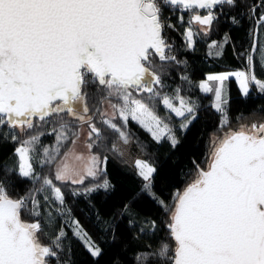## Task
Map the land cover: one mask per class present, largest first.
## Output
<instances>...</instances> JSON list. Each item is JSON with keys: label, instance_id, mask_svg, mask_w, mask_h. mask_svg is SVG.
Segmentation results:
<instances>
[{"label": "snow or ice", "instance_id": "obj_1", "mask_svg": "<svg viewBox=\"0 0 264 264\" xmlns=\"http://www.w3.org/2000/svg\"><path fill=\"white\" fill-rule=\"evenodd\" d=\"M241 2L0 0V140L18 143L14 154L19 176L33 184L13 198L7 188L15 179L11 175L15 168L0 167V264H66L67 256L63 261L60 256L67 236L63 224L93 257L102 255L72 218L61 185H83L90 178L102 182L85 192L109 191L107 157L101 159L99 150L122 157L132 141L130 120L157 142L167 140L172 147L179 143L173 127L157 114V105L165 107L168 119L172 113L180 117L184 131L196 120L198 105L179 96V89L175 96L161 92L162 73L170 63H179L167 35V28L173 27L167 23V10L189 13L185 38L191 47L193 22L207 32L219 19L218 8L235 9ZM257 7L248 9L251 16L257 15ZM179 19L184 22L183 16ZM257 23L264 25V8ZM255 51L253 46L246 57V71L210 74L199 84L214 96L213 107L222 117L220 134L211 140L207 168H197L172 206L152 190L156 168L135 160L144 181L142 193L168 213V238L161 239L154 251L137 254V264H148L149 258L155 264H264V122L249 124L238 118V126L232 127L224 94L230 77H235L244 98L253 87L264 94V80L255 74ZM93 86L95 92L90 93ZM97 93L102 97L99 103L107 107L93 112L89 100ZM96 114L114 138L97 127ZM46 134H55L51 147L41 142ZM31 161L49 174L37 173ZM41 200L47 208L55 206V215L42 211ZM151 228L154 233L155 221Z\"/></svg>", "mask_w": 264, "mask_h": 264}, {"label": "trees", "instance_id": "obj_2", "mask_svg": "<svg viewBox=\"0 0 264 264\" xmlns=\"http://www.w3.org/2000/svg\"><path fill=\"white\" fill-rule=\"evenodd\" d=\"M259 5L255 17L248 9ZM264 8V0H242L235 9L225 8L216 10L219 19L212 28L205 32L200 25L193 23L194 45L190 47L185 38L189 27L187 23L189 13L179 9H168L166 20L173 25L167 28L169 42L173 46V55L177 61L167 65L162 73L163 88L170 96L176 95L198 105L196 120L192 122L187 131L179 127L180 120L173 113L168 119V111L162 104L157 105V114L169 123L179 140L172 147L170 142L163 140L157 142L152 135L134 121H129L128 131L131 135V144L127 146L133 158L137 154L156 168L152 180V190L159 200L172 206L177 192L184 188L195 178L197 168H207L210 143L215 135L220 134L221 114L213 107L212 93L204 94L199 84L204 82L209 74L227 70H247L246 57L253 46L256 76L264 80V67L261 66V52L264 51V25L257 23V18ZM184 17L182 23L179 19ZM233 18L236 23H233ZM228 37L225 43L224 37ZM222 53L218 55L217 53ZM184 77L188 79L185 80ZM159 88V86H156ZM95 92L94 86L90 93ZM101 94L89 100V107L95 111L101 107L99 100ZM228 103L225 105L232 127H237L239 120L246 123L253 121L264 122V94L254 87L248 98H244L234 80L228 81ZM109 137L115 136L104 125L100 127ZM50 131V126L44 129ZM54 135H44L41 142L44 145L54 144ZM18 143L11 140H0V167L15 168L11 173L14 180L9 182L8 193L13 198L24 195L33 187L31 181L20 177L18 172V156L15 148ZM94 151H97L94 149ZM101 159L107 157L106 178L112 186L109 191L97 189L91 193L85 192L87 187L101 181L85 180L83 185H61L71 216L78 220L97 246L102 255L93 257L84 243L79 240L71 227L58 219L57 229L63 226L67 233L63 243L65 251L60 253L62 258L67 256L66 264H137L136 256L142 252L154 251L161 239L168 238V213L162 205L151 196L142 193L144 181L138 175L137 169L127 162L123 156H118L110 150H99ZM37 173L48 175L47 168H40L32 161ZM59 185V182H56ZM76 191L77 195H73ZM40 199V197H37ZM42 211H52L55 215V206L47 208L41 200ZM127 205L125 211L124 206ZM22 219L31 221L32 218L23 215ZM155 221L156 229L152 233L151 222ZM48 243L47 240L43 241ZM148 264H155L149 258Z\"/></svg>", "mask_w": 264, "mask_h": 264}, {"label": "rangeland", "instance_id": "obj_3", "mask_svg": "<svg viewBox=\"0 0 264 264\" xmlns=\"http://www.w3.org/2000/svg\"><path fill=\"white\" fill-rule=\"evenodd\" d=\"M193 40H194V36H193ZM192 47V46H191ZM235 71H240V70H227V71H223V72H219V73H213V74H221V73H225V72H235ZM210 75V74H209ZM235 80L236 81V79H235V77H230L228 80H226L225 82H224V94H225V96L228 98V81L229 80ZM205 82H206V80H205ZM237 82V81H236ZM209 84H210V86H215V82H208ZM237 84H238V82H237ZM238 86H239V84H238ZM240 89V88H239ZM202 91V90H201ZM203 92V91H202ZM241 92V91H240ZM204 94H208V93H205V92H203ZM162 94H167V95H169L168 93H166V92H162ZM213 95V94H212ZM170 96V95H169ZM175 103H176V106L178 107L179 106V102H178V100H176V101H174ZM105 107H107L106 105H103V104H101V110H103ZM90 114H92V113H90ZM174 114V113H173ZM175 115V114H174ZM177 117V116H176ZM177 118H179V119H181L180 117H177ZM131 121V120H130ZM256 122H258V121H256ZM96 123H97V127H102V124L99 122V117H98V114H96ZM252 123V122H251ZM251 123H249V124H251ZM54 144H50V145H47V146H49V147H51V146H53ZM129 149V148H128ZM127 149V146H125V149H124V155H123V157L125 158V159H127V162L128 163H130L131 165H133L134 167H135V160L136 159H140V160H143V161H146L144 158H143V155H141V154H137V155H135L134 154V158H133V155H130L131 153H130V149L128 150ZM32 162V161H31ZM147 162V161H146Z\"/></svg>", "mask_w": 264, "mask_h": 264}, {"label": "crops", "instance_id": "obj_4", "mask_svg": "<svg viewBox=\"0 0 264 264\" xmlns=\"http://www.w3.org/2000/svg\"><path fill=\"white\" fill-rule=\"evenodd\" d=\"M233 80V79H232ZM235 81V80H234ZM205 82V81H204ZM236 82V81H235ZM236 84H237V82H236ZM238 85V84H237ZM239 87V86H238Z\"/></svg>", "mask_w": 264, "mask_h": 264}, {"label": "built area", "instance_id": "obj_5", "mask_svg": "<svg viewBox=\"0 0 264 264\" xmlns=\"http://www.w3.org/2000/svg\"><path fill=\"white\" fill-rule=\"evenodd\" d=\"M201 11H203V10H201Z\"/></svg>", "mask_w": 264, "mask_h": 264}, {"label": "water", "instance_id": "obj_6", "mask_svg": "<svg viewBox=\"0 0 264 264\" xmlns=\"http://www.w3.org/2000/svg\"><path fill=\"white\" fill-rule=\"evenodd\" d=\"M194 23V22H193Z\"/></svg>", "mask_w": 264, "mask_h": 264}]
</instances>
